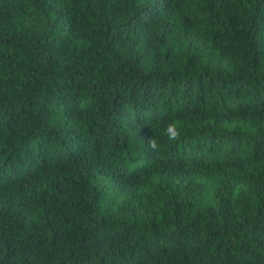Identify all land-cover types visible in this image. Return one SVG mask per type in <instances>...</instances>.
Wrapping results in <instances>:
<instances>
[{
	"label": "trees",
	"instance_id": "obj_1",
	"mask_svg": "<svg viewBox=\"0 0 264 264\" xmlns=\"http://www.w3.org/2000/svg\"><path fill=\"white\" fill-rule=\"evenodd\" d=\"M0 264H264V0H0Z\"/></svg>",
	"mask_w": 264,
	"mask_h": 264
},
{
	"label": "clouds",
	"instance_id": "obj_2",
	"mask_svg": "<svg viewBox=\"0 0 264 264\" xmlns=\"http://www.w3.org/2000/svg\"><path fill=\"white\" fill-rule=\"evenodd\" d=\"M164 135L169 142H178L182 138L181 126L176 121H170L164 128ZM147 147L153 152H159L161 149V145L156 138L149 139Z\"/></svg>",
	"mask_w": 264,
	"mask_h": 264
}]
</instances>
